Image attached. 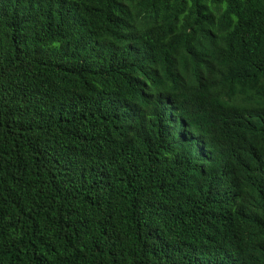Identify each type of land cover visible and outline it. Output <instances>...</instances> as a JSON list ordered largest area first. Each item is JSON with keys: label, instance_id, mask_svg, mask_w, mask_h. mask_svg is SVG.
Segmentation results:
<instances>
[{"label": "trees", "instance_id": "trees-1", "mask_svg": "<svg viewBox=\"0 0 264 264\" xmlns=\"http://www.w3.org/2000/svg\"><path fill=\"white\" fill-rule=\"evenodd\" d=\"M0 264H264V0H0Z\"/></svg>", "mask_w": 264, "mask_h": 264}]
</instances>
